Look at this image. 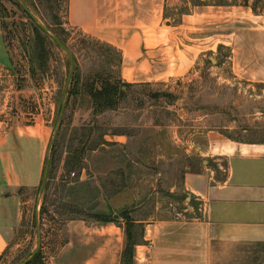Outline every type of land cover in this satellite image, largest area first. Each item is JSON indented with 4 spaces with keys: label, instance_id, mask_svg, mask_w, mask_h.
I'll list each match as a JSON object with an SVG mask.
<instances>
[{
    "label": "rangeland",
    "instance_id": "1",
    "mask_svg": "<svg viewBox=\"0 0 264 264\" xmlns=\"http://www.w3.org/2000/svg\"><path fill=\"white\" fill-rule=\"evenodd\" d=\"M197 3L210 8L187 29L181 19ZM162 6V45L147 62L152 79L121 88L116 109L92 114L80 85L78 95H67L72 76L76 70L81 84L92 77L120 79L119 51L69 26L66 0H0V121L29 124L40 115L51 129L41 182L17 190L20 220L0 264H21L38 249L48 264L66 242L68 224L95 223L93 213L105 214L97 206L98 187L106 196L128 185L151 204L144 209L150 214L154 201L168 200L170 213L198 217L197 201L178 189L182 173L200 165L185 156L184 141L212 131L264 142V84L235 77L230 48L220 45L236 25L264 16V0H163ZM108 136L125 138V148L105 141ZM176 138L182 145L172 143ZM207 163L217 172L223 167L222 160Z\"/></svg>",
    "mask_w": 264,
    "mask_h": 264
},
{
    "label": "crops",
    "instance_id": "2",
    "mask_svg": "<svg viewBox=\"0 0 264 264\" xmlns=\"http://www.w3.org/2000/svg\"><path fill=\"white\" fill-rule=\"evenodd\" d=\"M162 4L163 0H66L65 14L69 26L119 51L120 80L131 85L152 79L147 62L162 45ZM208 8L194 6L182 23L193 29L195 17ZM252 18L236 25L231 34L224 33L220 45L230 48L235 77L264 84V16ZM4 51L0 28V56ZM20 93L21 89L13 91ZM46 123L40 115L29 124L8 126L0 121V255L20 220L17 190L34 188L43 178L51 139ZM105 141L119 148L126 145L123 137L108 136ZM172 143L182 145L178 138ZM182 146L187 158L200 163L197 170L182 173L178 186L182 195L199 204L198 217L175 219L166 209L171 206L168 200L160 206L154 201L150 214L144 209L151 204L147 206V199L138 198L128 185L106 196L98 187L97 206L103 208L99 211L117 223L68 224L66 242L48 264H121L126 224L121 213L139 229L130 264H264V142H239L202 131ZM207 160H222V169L216 167L220 172Z\"/></svg>",
    "mask_w": 264,
    "mask_h": 264
},
{
    "label": "trees",
    "instance_id": "3",
    "mask_svg": "<svg viewBox=\"0 0 264 264\" xmlns=\"http://www.w3.org/2000/svg\"><path fill=\"white\" fill-rule=\"evenodd\" d=\"M198 5H202L201 3H197ZM66 12V11H65ZM35 33V41H41L42 37L34 30ZM36 45V44H35ZM107 49H113L111 46L107 44H102ZM118 52V51H117ZM118 64H120V53L118 52ZM35 60L38 61L37 52L34 54ZM72 85L71 90L68 92V96H76L79 92H83L88 97V108L91 110L92 114H100L106 110H114L118 106L119 102L121 101L122 97L124 96L125 91H122L121 88L127 89L128 84L123 83L119 78H115L112 76L107 77H92L83 80V84L80 83L78 73L75 70V74L72 76ZM80 85V88L78 87ZM46 162H44V166ZM50 173V169L48 170ZM180 199V198H179ZM181 200V199H180ZM190 204L193 206L195 205L193 202L189 201ZM103 215V214H102ZM120 217L126 221L124 226V247L121 252V264H130L131 263V255H132V248L137 242L135 235V230L138 228L137 226L133 225L129 222L128 217L125 214L121 213ZM92 218L94 222H108V223H115L116 220L111 218L109 215H98L97 213L92 214ZM43 256L41 251L38 249L34 254L30 255L28 260L24 264H44L43 263Z\"/></svg>",
    "mask_w": 264,
    "mask_h": 264
},
{
    "label": "water",
    "instance_id": "4",
    "mask_svg": "<svg viewBox=\"0 0 264 264\" xmlns=\"http://www.w3.org/2000/svg\"><path fill=\"white\" fill-rule=\"evenodd\" d=\"M41 30L45 33V34H47V35H49V37H50V39L61 49V50H63L64 52H65V54L67 55V57H68V59H69V62H71L70 61V55L68 54V52H67V50L64 48V46L57 40V38L55 37V36H53V35H50V34H48V32H47V30H45V29H43V28H41ZM70 71V70H69ZM35 253V252H34ZM33 253V254H34ZM27 261V260H26ZM26 261H24V262H22L21 264H24Z\"/></svg>",
    "mask_w": 264,
    "mask_h": 264
},
{
    "label": "built area",
    "instance_id": "5",
    "mask_svg": "<svg viewBox=\"0 0 264 264\" xmlns=\"http://www.w3.org/2000/svg\"><path fill=\"white\" fill-rule=\"evenodd\" d=\"M179 216H180L179 214H175V216H174V217H175V219H178V218H179Z\"/></svg>",
    "mask_w": 264,
    "mask_h": 264
}]
</instances>
